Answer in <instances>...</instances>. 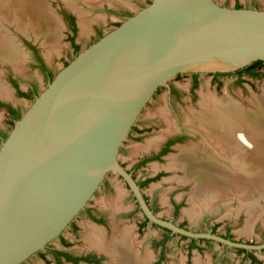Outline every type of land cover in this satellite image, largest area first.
<instances>
[{
    "label": "water",
    "instance_id": "obj_1",
    "mask_svg": "<svg viewBox=\"0 0 264 264\" xmlns=\"http://www.w3.org/2000/svg\"><path fill=\"white\" fill-rule=\"evenodd\" d=\"M256 60H264V8L217 0H150L76 53L1 141L0 264H20L45 249L110 173L128 183L152 222L262 250L264 242H238L160 217L119 159L160 86L180 72H231Z\"/></svg>",
    "mask_w": 264,
    "mask_h": 264
},
{
    "label": "rangeland",
    "instance_id": "obj_2",
    "mask_svg": "<svg viewBox=\"0 0 264 264\" xmlns=\"http://www.w3.org/2000/svg\"><path fill=\"white\" fill-rule=\"evenodd\" d=\"M19 1L0 0L2 5L0 8V20L2 22L0 23V41L3 40V42L17 47L21 53V57L15 56V59L18 61L15 62V60L11 61L9 57H5L0 50V84L2 88L5 85L11 90L10 92L5 87L6 89L3 88L2 93L0 91V131L2 130L6 133L11 131L15 120L3 104L8 103L13 105L22 114L33 102V92H36V94L40 93L48 84L49 80L46 74L37 65L38 60L35 49L39 51L47 67L51 69L54 75L76 55L71 38L73 31L64 17L65 13L73 14L78 23L79 15L76 10H79L86 15L85 17L89 21L90 32L83 35L79 24L78 31L74 37V42L82 50L97 40L100 30L103 34L106 33L120 24L125 17L134 14L140 7L150 2V0H98L97 2L83 0L86 2L84 3L80 0H41L42 3L46 1L49 7L47 8L49 9L48 14L50 12L51 20L59 31L55 34L58 39L55 40L56 43L54 44L51 42V39L46 38L48 36L46 31V34L42 32L43 34L40 35L41 40L33 33L36 31L34 28L33 30H31L30 26L29 28L31 29L26 28V24L31 23L32 19L28 17V12H25V15H23V6L25 4ZM35 1L41 2L40 0ZM217 2L228 6H234L236 2L242 6H251L257 3L259 8H264V0H217ZM49 53L51 54L49 55ZM191 72L193 71H184L182 72L184 74L179 76L178 79L175 76L172 78L184 90L181 100L170 99L167 96L165 88L152 98L136 122V129L128 136L121 148L119 159L128 169H131L138 159L158 151L168 136L181 130L185 131L187 137L184 142L175 144L163 158L149 161L135 170V175L138 179L153 177L157 174L160 175L143 187L150 203L156 207L157 214L163 218L174 219L178 223L184 222L187 227L192 229L205 230L216 225L218 231L222 233L231 231V234L236 238L262 241L264 239V197L257 200L255 206H261L258 212L259 216L255 219L256 221L253 220L252 228L247 232L243 231L249 229V207L242 208L240 197L237 199V197L233 196L230 201L226 198L219 201L216 200L214 206L205 208V210H201L199 214L192 217L187 214L186 209L192 206L190 198L197 181L195 179L190 181L184 180L186 176L185 169L180 164L172 166L170 162L172 155L180 152L179 147L181 146H185L183 148L199 146L201 151L213 154L209 150V147L201 144V135L189 125L188 119L193 116V111L200 112L204 110L201 104L203 96L211 94H214L218 98L228 95L240 104L241 107L247 109V111L254 112L256 106L252 103L253 98L256 95H264V67L259 77H245L244 83L238 82L235 75L226 74L222 77V84L219 87H216V84L211 82V74L214 71H199L202 80L195 91V96L192 97L193 99L189 90L190 75L186 74ZM17 85L21 91L30 93L31 96H20L16 87ZM7 90L9 91L8 96L4 94V91ZM1 141L2 139L0 140V145ZM215 158L223 161L219 157L215 156ZM224 162L227 161L224 160ZM108 181L109 184L102 185L98 189L88 206L96 207L100 212L104 213L108 221V228L109 226L112 227L113 224H119L118 222L123 220L125 224L133 225L136 234L139 235L136 224L144 217L141 210L137 207V202L130 189L114 173H110ZM177 203L181 207L179 213L175 214L174 206ZM76 221L80 232L79 236L75 237L76 239L73 238V243L75 244L73 248L78 247L77 249L81 250L91 234L89 228L94 223L87 218L85 212L76 217ZM64 234L69 236L71 230H66ZM109 235H111V229ZM159 235H161V229L149 225L140 236L144 239L145 246H150L151 241L155 237H159ZM189 241V239L181 238L177 235H173L170 238L169 263H176L180 259L190 256L191 259L200 257L202 260L198 259L202 264H206L204 262H208L209 264H250L243 253L233 248L226 249L216 242L209 244L205 241H200V249H194L189 254ZM56 242L58 240H55L53 243L58 244ZM256 254L264 260V252H256ZM224 255H226V260L222 263L221 258ZM30 264L44 263L40 258L34 256ZM188 264H191V261H188Z\"/></svg>",
    "mask_w": 264,
    "mask_h": 264
},
{
    "label": "bare ground",
    "instance_id": "obj_3",
    "mask_svg": "<svg viewBox=\"0 0 264 264\" xmlns=\"http://www.w3.org/2000/svg\"><path fill=\"white\" fill-rule=\"evenodd\" d=\"M91 1L97 2L98 0ZM19 2L25 4L23 15L28 12V17L32 19L31 23L26 24V28L28 29L29 26L32 28H29L31 30L34 28L36 31L32 32L41 40L40 35L47 33L46 38L51 39V42L55 44V40L58 39L55 34L58 30L51 20L50 12L48 14L49 9L47 8L49 7L46 1L42 3V1L35 0H20ZM1 6L0 3V8ZM76 12L79 15L81 32L83 35L87 34L90 32L89 21L81 11L76 10ZM0 23H2L1 20ZM0 50L11 61L18 62L15 56L21 57L17 47L7 44L3 40L0 41ZM5 87L7 86L4 85L3 88ZM3 88L0 84L1 93ZM7 88L9 89V87ZM4 94L8 96L9 91H4ZM213 95L203 96L201 104L204 110L193 111V116L188 119V123L195 131L198 130L203 134L204 142L223 161L218 160L212 154L201 151L199 146H194L181 148L178 154L172 155L170 164L172 166L180 164L185 169L184 180L195 179L197 181L190 198L192 206L186 209L187 214L193 217L199 214L201 210L214 206L216 200L226 198L230 201L233 196L237 199L240 197L242 208L249 207V229L244 230L247 232L252 228L253 220L259 216L258 212L261 206H255L257 200L264 197V95H256L253 102L251 101L256 106L254 112L247 111L228 95L223 98ZM129 232L126 229L121 236L127 237L130 235ZM96 234L100 236L101 232ZM123 241L118 238L115 242L117 247L114 248L113 252L117 254L115 255L116 261L118 264H136L133 250L128 248L125 251L120 250L119 244ZM117 256L122 258V262L118 261ZM195 262L202 264L199 259H196Z\"/></svg>",
    "mask_w": 264,
    "mask_h": 264
},
{
    "label": "flooded vegetation",
    "instance_id": "obj_4",
    "mask_svg": "<svg viewBox=\"0 0 264 264\" xmlns=\"http://www.w3.org/2000/svg\"><path fill=\"white\" fill-rule=\"evenodd\" d=\"M234 6H242V5L239 4L238 2H236ZM251 6L259 7L257 5V3H254ZM71 16H73L75 18V16L73 14H70V13L64 14V17L66 18L71 30L73 31V35L71 36V38H72L73 36L75 37V35L78 31V23H77V20L75 18L76 33H74L73 24L71 21ZM102 34H103V32H101V30H100L99 34H98V38L101 37ZM73 48H74L75 54L77 52V48L79 50L81 49V47L76 42H74V40H73ZM35 51H36L35 52L36 58L38 60V64H37L38 67L46 74L48 80L52 79L54 77L53 72L51 71V69H49L47 67V65H46L44 59L42 58V56L40 55L39 51L36 49H35ZM39 56L41 57L42 61H40ZM44 65H45V68L43 67ZM263 67H264V64L261 65V67L259 69H255L256 70L255 74L254 73L249 74V73H247V71L245 72V71L241 70L243 68H239V69H237L235 71H231V72H219V71L218 72H212L211 82L215 83L216 87H219L222 84V77L224 75L233 74V75H235L236 80L238 82L244 83L245 77H249V78L259 77ZM183 74L184 73L180 72L175 76V78L178 79V77L182 76ZM186 74L190 75L189 90H190V95L192 98L196 94L195 91L198 88V86L202 80V77H201L200 72H194L193 71L191 73H186ZM16 87L18 89V93L24 92V91H21V89L19 88L18 85ZM164 88L167 90L166 93L170 99L175 98V99L181 100L184 90L181 89L179 87V85L173 81V79L169 80L167 85L160 86L156 90L153 98L158 94L159 91H161ZM25 93H27V92H25ZM27 94L29 95V97L31 96L30 93H27ZM35 94H36V92L35 93L33 92L34 96H35ZM3 106L7 109L8 113L12 117H13V114H11V112H10V107L15 109V113H14L15 116L21 115L20 110L18 108L14 107L13 105L8 104V103H4ZM13 119H14V117H13ZM134 129H136V125H134L130 134H132ZM196 132L199 133L202 137V141H200L201 144L208 147V145L203 140V134L201 132H199L198 130H196ZM4 133H6V132H4L2 130L0 131V140L2 139ZM186 137H187V133L185 131H182V130L175 133V134L168 136L164 140V142L162 143V145L158 151L153 152L149 155L143 156L141 159H138V161H136L134 163V165L131 169H128L129 171L132 172L134 178L137 180V182L141 186L142 190H143V187L148 182L155 180L160 175L157 174L156 176H153V177H146L145 179H138L135 175V170L138 167H140L141 165H143L149 161L159 160V159L163 158L167 153H169V151L172 149V147L175 144H180V143L184 142ZM186 146H189V145H186ZM183 147H185V146L179 147V150H180V148H183ZM209 150H211V152L213 153L212 154L213 156L214 155L216 156V154L212 151L211 147H209ZM122 164L124 165L123 162H122ZM114 174L117 175L118 177H120L123 180V182L127 185V187L130 189L128 183L126 181H124V179L120 175H118L117 173H114ZM108 176L104 180L102 185L109 184ZM147 180H149V181L147 182ZM145 182H147V183H145ZM130 191H131L132 195L134 196V198L137 202V207L139 208V210H141L143 217H144L142 220H139L136 224L139 235L136 234L135 228L133 225L125 224V222L123 220L119 221L118 222L119 224H113L112 227L109 226V228H108V225H107L108 221L106 220L104 213L100 212L96 207H90L87 205V207L84 210H82L81 213L85 212L87 218L92 223H94V225H91V227L89 228L91 234L88 237L87 242L83 245V247H82L83 249H81V250L77 249L78 247L73 248L75 245L73 243L74 242L73 238L79 236V232H80L79 231L80 230L79 225H78L76 218H75L70 223V225L66 228V230H71V234L69 236L64 234V232L66 231L65 230L59 237H57L55 239V240H58V242H56L58 244L53 243L55 241V240H53L52 242L47 244L45 249L39 250L38 252H36L35 254H33L32 256H30L29 258L24 260L23 262H21L20 264H30L31 260L34 256H37L38 258H40V260L44 264H118V262L116 261V257H115V255H117V254H115L113 252L117 247L115 242L118 238L124 240L123 242H121V244H119L120 250L125 251L126 248L133 250V252L135 253L134 261L136 262V264H188V261H191V264H196L195 260L198 258L201 259L200 257H194V259H191L189 256L187 258L180 259L176 263L175 262L169 263L168 251H169V240H170V238L173 237V235H177V236H180L181 238L189 239L190 240L188 243L189 254H191V252L194 249H200V245H199L200 241H205L206 243H209V244L216 242L212 239L194 238V237H188V236H185V235H182L179 233H174V232H172V230L165 228V227H162V226L152 222L143 213L142 209L140 208L139 202H138L136 196L134 195L133 191L131 189H130ZM143 192H144V190H143ZM144 196H145L150 208L157 214L156 207L150 203L149 198L147 197L145 192H144ZM180 207L181 206L178 203L175 204V206H174L175 214L179 213ZM80 214L78 216H80ZM157 215H159V214H157ZM160 217H162V216H160ZM164 219H167V218H164ZM167 220H172L173 223H175L181 227L192 229L190 227H187V225L184 222L178 223L174 219H167ZM149 225H151L153 227L160 228L161 229V235H159V237H157V238L155 237L151 241L150 246H145V244H144L145 241L143 238H141L140 235L142 232H144V230ZM110 229H111V235H109ZM126 229L130 231L129 232L130 235L127 237H122L121 235L125 233ZM192 230H194V231L210 230L211 232L220 234L226 238H229V239H232V240L238 241V242L251 243V244H259V243L264 242V239H262V241L258 242V241H254V240H250V239L244 240V239L236 238L235 236H233L231 234V231H228L226 233H222V232L218 231L216 225H213L211 228H208L205 230H198V229H192ZM97 232H101V235L97 236V234H96ZM97 238L101 239V241H98L99 239H97ZM216 243L224 246L226 249L233 248V249H236L237 251H239L240 253H243V255L246 257V259L249 260L250 264H264V260L262 259V257L257 256V254H256V252H264V248L262 250H255V249H246L243 247L228 246V245L220 243V242H216ZM117 258H118V261L122 262V258H120L118 256H117ZM221 260H222V263H224V261L226 260V255H224V257H222ZM204 263L209 264L208 262H204Z\"/></svg>",
    "mask_w": 264,
    "mask_h": 264
},
{
    "label": "trees",
    "instance_id": "obj_5",
    "mask_svg": "<svg viewBox=\"0 0 264 264\" xmlns=\"http://www.w3.org/2000/svg\"><path fill=\"white\" fill-rule=\"evenodd\" d=\"M236 7H241V6H236ZM71 21H72V24H73L74 33H76L75 18L73 16H71ZM72 39L74 40V36L72 37ZM79 51L80 50L77 48V52L76 53H78ZM39 59H40V61H42L40 56H39ZM263 64H264V60H256V61L252 62L251 64L243 67V69H241V70H243L245 72L247 71V73H249V74L250 73H252V74L254 73L255 74V72H256L255 69H259L261 67V65H263ZM43 67L45 68V65ZM19 95L20 96L29 97V95L27 93H25V92H20ZM10 112H11V114H13V117H14L15 120L18 119L21 116V115H16L15 116L14 115L15 109L12 108V107H10ZM7 135H8V133H4L2 139L6 138ZM148 181L149 180H147V182ZM147 182H145V183H147Z\"/></svg>",
    "mask_w": 264,
    "mask_h": 264
}]
</instances>
